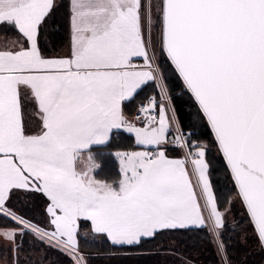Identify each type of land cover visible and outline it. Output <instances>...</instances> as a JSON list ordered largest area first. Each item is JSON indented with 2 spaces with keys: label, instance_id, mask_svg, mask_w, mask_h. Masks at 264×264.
<instances>
[{
  "label": "snow or ice",
  "instance_id": "1",
  "mask_svg": "<svg viewBox=\"0 0 264 264\" xmlns=\"http://www.w3.org/2000/svg\"><path fill=\"white\" fill-rule=\"evenodd\" d=\"M0 36V264L191 232L215 264L264 253V0H0Z\"/></svg>",
  "mask_w": 264,
  "mask_h": 264
},
{
  "label": "trees",
  "instance_id": "2",
  "mask_svg": "<svg viewBox=\"0 0 264 264\" xmlns=\"http://www.w3.org/2000/svg\"><path fill=\"white\" fill-rule=\"evenodd\" d=\"M59 43L60 41L58 40L57 45H59ZM163 67L167 73L170 87L176 88V86L180 84L179 79L172 72L168 71L167 64H164ZM156 91L157 89L148 87L145 91V95L155 94ZM176 95H178V93H174V96ZM177 104L180 115L186 119L189 116L190 105L185 104L184 101L180 99L177 100ZM133 112L135 114L136 110L134 111L133 109ZM205 135L207 134L205 133ZM133 144L134 138L123 133V135L113 140L112 147L109 151H114L117 148L130 147L133 146ZM94 151L102 152L103 149L99 148ZM174 155H178V153H174ZM110 157H112V155H103L100 157V164L104 165L102 171L98 174L100 178H109L118 175L116 161L114 158ZM209 159L214 163V178L223 182L226 179L223 161L214 148L209 153ZM229 187H231L230 184ZM229 235H232V233L229 232ZM96 239V244L89 245L85 248V251L91 252L93 257H95L92 264H183L184 259H190L192 262L195 260L198 261L199 264H215L216 259L211 246L204 242L203 234L197 232L170 235L157 242L145 243L142 248L139 249H124L120 251H105L104 248L107 246L100 247L99 245L102 241L100 238ZM165 249H178V253L165 251ZM50 255H55L56 261L58 260L60 264H64L63 257L58 256L56 253H51ZM250 259L252 264H264V253H261L259 249H254Z\"/></svg>",
  "mask_w": 264,
  "mask_h": 264
},
{
  "label": "crops",
  "instance_id": "3",
  "mask_svg": "<svg viewBox=\"0 0 264 264\" xmlns=\"http://www.w3.org/2000/svg\"><path fill=\"white\" fill-rule=\"evenodd\" d=\"M0 38H2V36H0ZM145 91H146V90H145ZM144 96H145V92L142 94L140 100H141V99L143 100V97H144ZM140 100H137L136 104H129V105H128V107H127L126 110L129 112L130 115H135L134 112H133V109H134V111L136 110V105H138V104L140 103ZM135 113H136V112H135ZM125 134L130 135V134L126 133V132H125ZM98 149H99V148H98ZM94 150H95V149H94ZM110 158H114V159H115L114 156H112V157H110ZM115 161H116V159H115ZM116 164H117V166H118V162H117V161H116ZM103 167H104V165L101 164V168L98 170V173H97V174H99V173L102 171Z\"/></svg>",
  "mask_w": 264,
  "mask_h": 264
},
{
  "label": "rangeland",
  "instance_id": "4",
  "mask_svg": "<svg viewBox=\"0 0 264 264\" xmlns=\"http://www.w3.org/2000/svg\"><path fill=\"white\" fill-rule=\"evenodd\" d=\"M228 220H229V222H231L232 221V217L229 216ZM0 254H3V250L2 249L0 251ZM51 260L52 261H56V256L55 255H51ZM50 264H51V262H50ZM193 264H199V262L194 260Z\"/></svg>",
  "mask_w": 264,
  "mask_h": 264
}]
</instances>
